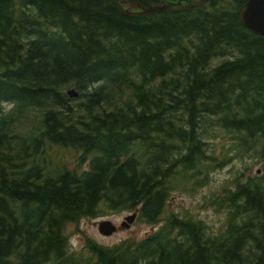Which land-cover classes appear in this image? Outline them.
Segmentation results:
<instances>
[{"label":"trees","instance_id":"16d2710c","mask_svg":"<svg viewBox=\"0 0 264 264\" xmlns=\"http://www.w3.org/2000/svg\"><path fill=\"white\" fill-rule=\"evenodd\" d=\"M117 1L0 0V264L261 263L264 38L246 0L142 17ZM219 137L227 153H208ZM253 157L260 175L207 200L221 233L164 216L170 192ZM135 210L158 228L70 252L67 225Z\"/></svg>","mask_w":264,"mask_h":264},{"label":"rangeland","instance_id":"374dc122","mask_svg":"<svg viewBox=\"0 0 264 264\" xmlns=\"http://www.w3.org/2000/svg\"><path fill=\"white\" fill-rule=\"evenodd\" d=\"M5 108L7 109L8 107L6 106ZM206 142L208 143V153L212 152V149L216 154L221 152L227 153V150L230 147V142L225 141V139H222L221 137L214 141ZM232 154L233 153H228L227 156L230 157ZM254 159L257 158L253 157L251 159H245L242 161L238 159L231 160L226 167L218 171L213 170L208 174L205 184L201 187L193 189V193L192 188L189 187V185H185L183 190H175L170 192L166 202V212H164V216L167 217L170 213H174L177 214L179 218L191 217L192 219H198L202 222V225L206 228V231L210 235L221 233L225 229L226 213L224 211H215L208 204L207 200L212 194H218L220 191L219 189L222 187L232 189L233 178L235 175L239 174L244 167L248 168V170L244 171L246 177L257 176L255 172L257 170H261L263 161H259V158L258 161H255ZM126 215V211L113 213L109 212L106 215L97 217L95 219H84L77 225H67L65 229V235L68 237L71 250L76 253L84 252V243L86 237L95 241L99 245L112 246L115 244L118 245L122 241L129 239L139 240L143 236H146L147 234H150L152 231L156 230L159 226H151L141 222H134L128 227L119 230L108 237L98 234L96 228L98 222L101 220H109L115 226H119Z\"/></svg>","mask_w":264,"mask_h":264},{"label":"water","instance_id":"95a60500","mask_svg":"<svg viewBox=\"0 0 264 264\" xmlns=\"http://www.w3.org/2000/svg\"><path fill=\"white\" fill-rule=\"evenodd\" d=\"M209 0H161L156 4L142 6L138 0H118V10L126 15L132 17H142L154 15L157 13L168 11L188 10L191 8H198ZM240 21L249 31L264 38V0H246V2L238 9ZM69 98L76 96L73 90H68ZM264 154V143L262 146ZM134 215L125 218V221L131 223ZM126 224H122V226ZM121 226V227H122ZM97 230L102 235L111 234L115 228L108 221L98 223ZM264 264V260L259 263Z\"/></svg>","mask_w":264,"mask_h":264}]
</instances>
